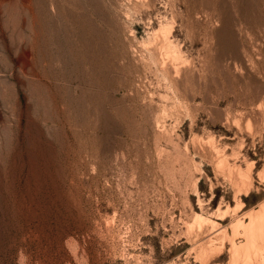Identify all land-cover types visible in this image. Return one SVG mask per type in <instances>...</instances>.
Listing matches in <instances>:
<instances>
[{
  "label": "rangeland",
  "instance_id": "374dc122",
  "mask_svg": "<svg viewBox=\"0 0 264 264\" xmlns=\"http://www.w3.org/2000/svg\"><path fill=\"white\" fill-rule=\"evenodd\" d=\"M89 3L131 55L114 93L134 121L117 129L31 88V30L55 0H0V264H264V27L235 23L230 45L217 0L197 17L181 0Z\"/></svg>",
  "mask_w": 264,
  "mask_h": 264
},
{
  "label": "bare ground",
  "instance_id": "6f19581e",
  "mask_svg": "<svg viewBox=\"0 0 264 264\" xmlns=\"http://www.w3.org/2000/svg\"><path fill=\"white\" fill-rule=\"evenodd\" d=\"M181 1H185L186 8L189 13H192L193 17L199 13L197 10L198 7L202 6L204 2H207V0ZM89 2H91V0H68V3L65 5L55 0L56 8L54 13L46 12L45 16L43 18L41 17V19L40 17H38V19L35 17L37 20L34 23V29L31 30L33 31V36L31 35L32 39H30V43L34 51V54L32 53L34 66H36V71H33L34 73L32 74H35L36 81L33 82L34 85L31 86V88L35 87L36 90H38L37 92L41 93V103L51 104L54 109H61L62 112H65L66 115L71 118V122H82L87 128H103L109 125L108 129H110L109 127H116L117 129L125 122L130 124L134 121V110L130 111L127 109L126 106L123 105V100H121L122 96L117 98L114 93L121 88V86L129 85L126 84L127 80H121V75L124 78L127 77L128 80L131 78L129 75L124 76L125 73L127 74L129 69H131V66L128 69L129 66L127 65L128 56L130 54L127 53L128 46L123 39L124 37H122L120 31L116 29L109 14L106 13L103 8L101 9L100 5L99 7H95V5L92 6L93 4L91 5ZM217 3L219 11L217 20H219L220 27L216 29V33L219 43L227 42L230 45L236 43L235 23H238L241 26L240 28L243 27V24H254L264 27V11L261 9L262 0H217ZM193 13L196 15L194 16ZM19 24L20 23H18V25ZM18 25L14 24V26ZM24 33H19L20 39L18 40H21V43H23L22 41H25V43L29 41L26 33ZM28 36L31 37L30 35ZM163 40L166 41L167 39L163 38ZM21 45L22 44H20L19 47ZM28 46H30V44ZM161 46H164V43H162ZM156 49L157 47L155 46V49H152L151 52L155 56L158 55ZM27 55H24V60L22 59L25 63H27L29 59V55ZM164 58H166V55ZM138 60L136 59L135 62ZM163 64L164 62L162 63V67ZM169 66L170 65L165 68L170 74L169 76H171L173 73L172 69L177 68ZM133 69L135 70V68ZM176 81L173 82L175 83ZM29 85H32L31 81ZM175 88L174 86V89ZM34 91L35 90L32 92ZM182 92L183 90L180 91V96L186 93ZM133 108L134 107L131 109ZM75 112H77L78 116ZM73 113L76 114L75 116L78 118L72 117ZM80 115H82V118L79 117ZM90 115H95V118L91 117L93 119H90ZM110 118H115L116 120L110 121ZM123 121L125 122L123 123Z\"/></svg>",
  "mask_w": 264,
  "mask_h": 264
}]
</instances>
